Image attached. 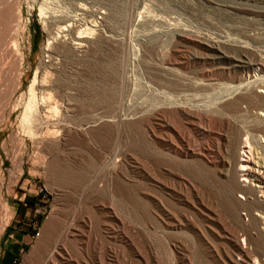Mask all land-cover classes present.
<instances>
[{"label":"rangeland","instance_id":"rangeland-1","mask_svg":"<svg viewBox=\"0 0 264 264\" xmlns=\"http://www.w3.org/2000/svg\"><path fill=\"white\" fill-rule=\"evenodd\" d=\"M0 3V12L21 14L11 24L14 39H8H13L19 53L26 55L22 91L9 96L7 103L0 97V264H44L59 245L67 247L73 260L80 256L84 264H99L103 261L100 259L105 264H138L137 254L115 239L109 229L118 223L106 217V210L101 212L102 208L114 207L117 213L124 211L120 218L140 245L147 246L152 264H172L168 249H175L179 257L189 259L191 264H214L192 234L210 231L207 222L191 218L188 228L192 232H172L164 230L156 204L142 202L137 209L126 210L109 198V185L115 178L112 170L119 172L120 190L147 196L181 215H190V211L178 203L173 190H178L180 182L199 185L204 202L219 218V233L214 235L220 251L233 252L230 235L233 227L240 233L239 243L248 246L253 257L244 261L234 255L235 261L264 264V222L258 216L264 212V195H247L249 201L244 206L236 205L234 199L245 201V198L231 193L232 182L224 171L198 156L183 159L174 155L168 144H175V139L166 127L180 130L178 133L194 150L206 140L190 130L184 117L176 118L170 108L155 110L156 100L164 90L168 91L167 81L179 78L184 84L186 77L207 69L220 72L223 68L221 64L209 67L196 62L189 68L178 64L183 57L198 55V42L225 40L235 47L264 42V0H0ZM4 30L1 24L0 33ZM79 32L83 41L77 48L74 43L79 41ZM261 56L264 58V54ZM37 66L45 76L44 83L47 81L43 89L45 102L38 109L40 127L58 129L52 143L55 149L42 153L40 158L34 157L29 137L22 133L21 137L11 136V132L14 135L18 130V119L29 102L28 87ZM18 74L15 62L0 48L3 95L6 89H15ZM17 97L21 105L11 115L13 125L6 126L9 104ZM50 106H54L52 110L48 109ZM87 122V133H83L80 127L85 128ZM146 125L154 135L147 131ZM87 137L91 139L85 147ZM241 137L243 141L245 137ZM23 139L26 151L15 157L13 151L24 148ZM244 146L248 154V147ZM238 153L242 155L238 161H245V154L240 150ZM255 154L252 151L243 172L241 165H236V178L244 186L261 190L262 186L243 181L246 170L257 172L255 168L262 167L255 163L258 160ZM115 159L120 164L114 166L111 161ZM4 206L8 207L7 214ZM250 214L258 219L251 221ZM51 226L56 233L54 245L38 251V244L50 233ZM244 232L249 235L247 239Z\"/></svg>","mask_w":264,"mask_h":264},{"label":"bare ground","instance_id":"bare-ground-1","mask_svg":"<svg viewBox=\"0 0 264 264\" xmlns=\"http://www.w3.org/2000/svg\"><path fill=\"white\" fill-rule=\"evenodd\" d=\"M20 17H21L20 13L19 15L14 16L12 12H0V25L2 24L5 26V30L2 33H0V48L1 49L4 48L5 51H7L8 55L10 56V59H12V61L15 62V66H17L19 69V74H18L19 81H17L18 83L15 89H11V91L6 89V92L5 93L3 92L4 95L0 90V97L4 98L6 103L10 98L9 96H14L16 91L20 90L21 84H23L22 74L24 68V58L26 55L24 56V53H19L20 50H17L15 43H13L12 41L14 39L13 38L14 36L11 37L10 34V31L12 29L11 28L12 22L16 21L17 18ZM69 20H71V18L68 19V21ZM89 30L90 29H88V31ZM81 32H79L77 35V39L79 41L78 42L74 41L76 42L74 44L77 46V48L82 46V41H83L81 37L82 35H79L81 34ZM12 35H16V34L13 33ZM8 37L13 39L12 40L8 39ZM235 46L236 45H232L225 40L218 42L217 41L215 42V40L214 41L205 40L202 43L198 42L196 44V48L199 51L198 55H195L193 58L183 57L181 58L178 64L180 66H184L185 68H189L191 64L196 62L199 65L208 64L209 67L213 66L214 64H221L223 65V68L221 69L220 72L214 69H207L194 77H186L184 78L185 79L184 84L181 83L179 78L177 79L174 78L171 81H167L166 87L168 91L164 93L165 91L164 90L163 94H161L159 98L156 96L158 98V101L156 100L158 106L155 107V110H160L162 108H170L176 118L178 116L184 117L188 121L190 130L195 134L201 135L202 138L206 140L205 142L198 145L196 151V149L194 150L190 148V144L187 143L181 137L182 135L179 134L180 130L178 131L179 132L178 133L175 130V128L169 129L168 127H166L169 131L173 133L172 136H174L175 139V144L173 143L168 144V147L172 149L174 155L183 159H187L193 156H198L202 160L210 163L213 167H219L220 169H222L224 171V175L229 179L230 182H232L231 193L233 195L239 193L245 198V201L234 199V203L236 205L244 206L246 202L249 201L248 199H246L247 195H251L253 197H255L257 193L264 195V169H263L264 142L261 141V139L264 140V58L261 56V54H264V42L261 41V43L258 45L241 44L238 47ZM37 67H38L36 68L37 70L35 69L36 72H34L35 75L33 77V80L31 81L28 87L29 102L27 101L28 103L27 105H25L23 113L18 119V130L14 131L15 132L14 135L13 132H11V136H16V138L19 137L21 133L29 137V139L32 142V146H33L32 153L34 157H39L42 155V153L50 152L55 149L52 143L54 142L53 140L55 137L54 135L57 134V130H58V129L50 130L49 128L43 130L42 127H40V116L38 109L42 104L44 105L45 102L43 98L44 97L43 89L47 81L44 83L45 76L43 77L44 74H42V71L40 70L39 66ZM215 76L218 77L215 78ZM21 91L22 90H20L19 92ZM22 95L23 93H21L19 96ZM46 96L47 95L45 94V98ZM225 98H227V100L223 101V99ZM49 102L50 101H48V103ZM11 104L12 105L9 104V113H8L9 117L6 126L13 125V122L11 120V115L21 105L19 101V97L15 98L14 100L12 99ZM52 107L50 106L48 107V109L50 108V110H52L51 109ZM155 110L153 109V111ZM159 112L160 111H158V113ZM150 114L151 113H149V115ZM160 117L162 118V120L165 118L162 116V114L160 115ZM86 124L87 126L85 128L80 127L83 133H87L86 128L89 127V122H87ZM159 124H161V122ZM146 127H147L146 128L147 131L151 135H154L151 127L149 125H146ZM159 128L162 129L164 128V126H159ZM62 131L65 132L66 129L63 128ZM241 136L245 137L243 141L241 140L242 138ZM59 138H61V136H59ZM89 139L91 138L87 137V140H84L85 147L88 146L87 144L90 141ZM106 139H104L103 141H106ZM22 143L24 148H22L19 151L18 150L13 151L12 155H14L15 157L19 155L22 156L26 151L24 139L22 140ZM240 144L241 145L243 144V147H241ZM244 145L248 147L247 149L249 151L248 154L245 151ZM90 146L91 144L89 145V147ZM118 149H120V147ZM239 150L245 154L246 156L245 161H241V162L238 161V157L242 156L238 153ZM259 150L261 151V153ZM252 151H254L256 153L255 155H257L258 157V160L255 163L256 164L258 163V165H261L263 168L262 167L255 168L257 169V172L256 170L253 171L246 170L245 173H243V181L248 180L251 183H255V186L257 187L262 186L263 189L261 190H257L256 187H252L250 185L244 186L239 181H237L236 178L237 177L236 165L240 164L241 165L240 167H242L241 171L243 172V168L246 167L248 159L252 154ZM101 153L103 152L101 151ZM105 154L108 155V153ZM97 157H99V154ZM104 159L106 158L104 157ZM20 160H22V157L20 158ZM111 162L114 163V166L120 164L119 159L118 160L115 159L114 162L113 161ZM118 173H116L115 170L111 171L112 176H114L115 178L114 180H112L114 182H111V184L109 185V195H110L109 198H111L110 200H112L113 202L116 201L115 203L117 204L120 203L121 205L125 206L126 210L127 209L131 210L134 208L137 209L139 207V204L142 202L151 206L156 204L157 208L159 209L158 214L163 218L162 226L166 231L186 233V231L189 230L188 227L191 224V218L194 219L199 218L200 220L207 222L209 230L211 232L207 230L206 233V231L201 230L198 231L197 233L193 232L192 234L198 246L203 250L205 249L206 251H208V253L211 255L214 264H242L241 262L235 261L234 255L240 257V259L244 261H248V259L253 258L251 255L252 253L250 252L248 246L245 247L244 245H241L239 243L238 237H240V233L233 227L230 229L231 230L230 235L232 240L231 242H233V252L223 253L220 251L218 245L215 243L216 236L214 235L215 233L217 234V232L219 233V231L217 230L220 228L218 221L219 218L216 212L204 202L202 189L199 185L191 184L190 182L189 183L180 182L178 183L179 186L178 190L174 188L175 190L173 191H175V193L173 192V194L178 197V203L182 204L186 211L188 210L190 211V215H185V214L181 215L180 212H172L166 210L162 206L161 202L156 203L154 202V200H152L147 196L140 197L138 194L135 195L132 192H127L126 190L123 189L120 190L117 187L118 184L117 182L119 181L120 178ZM4 207H5V213L7 214L8 207L7 206ZM114 208L101 209V212H104L106 210L104 213L109 220L118 223V224L116 223L117 225L111 227L112 225H114L112 224L109 228L112 231L111 233L113 237L119 240L120 242L124 243L125 245H127L132 252H135L139 257V261H140L139 263L152 264V260H151L152 256L147 246L140 245V241L138 240L136 235L132 233L130 228L125 223L124 219L120 218L121 211L117 213L118 210H115ZM123 212L124 211H122L121 213L122 215L124 214ZM258 216L259 218L262 217L264 222V212L259 213ZM238 218L240 219V217ZM256 219L258 218L250 214L251 221H255ZM52 229L53 227L51 226L50 233L47 234L45 238L38 244V248H37L38 251L43 252L44 250H47L46 249L47 247L54 245L56 240L55 239L56 233H54ZM78 232H79V237L80 238L83 237L81 229L78 230ZM242 234L246 237V239L247 237H249L247 232H244ZM55 248L56 250L53 251L47 259H45L44 264H84L79 259L80 256L77 257L76 260L75 259L73 260L69 255L67 251V247H65V245H59V247L56 246ZM168 250L170 253V257H171L170 260L172 264H179V261H182L185 264H191L188 258H187L188 260H186L183 259L182 257H179L175 249L174 250L168 249ZM254 259L256 260V258ZM100 260L104 261V259H100ZM103 261H99V264H105Z\"/></svg>","mask_w":264,"mask_h":264}]
</instances>
